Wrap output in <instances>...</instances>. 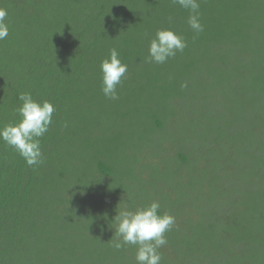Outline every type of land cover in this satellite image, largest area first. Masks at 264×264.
I'll use <instances>...</instances> for the list:
<instances>
[{"label": "trees", "instance_id": "obj_1", "mask_svg": "<svg viewBox=\"0 0 264 264\" xmlns=\"http://www.w3.org/2000/svg\"><path fill=\"white\" fill-rule=\"evenodd\" d=\"M199 3L196 34L172 0H0V126L21 92L56 108L41 165L0 141V264H136L112 221L152 201L175 217L161 264H264V0ZM165 28L187 47L146 62ZM112 48L128 66L117 101L101 92ZM194 172L210 210L183 201Z\"/></svg>", "mask_w": 264, "mask_h": 264}, {"label": "clouds", "instance_id": "obj_2", "mask_svg": "<svg viewBox=\"0 0 264 264\" xmlns=\"http://www.w3.org/2000/svg\"><path fill=\"white\" fill-rule=\"evenodd\" d=\"M172 2L189 12L187 23L193 32L199 34L204 30L200 20L199 0ZM7 16V10L0 7V41L9 36ZM186 47L187 42L171 28L158 29L149 42L146 62L164 64L178 52L182 53ZM127 67L115 48L100 62L101 92L107 99H119L117 88L122 83ZM181 87H187V84H182ZM18 101L20 104L15 111L19 120L0 126V141L13 148L27 166H39L43 163L41 138L52 126L56 108L48 100L34 99L30 92L19 93ZM116 212L112 221L115 225L114 235L110 240L112 246L116 250H121L125 245L134 246L136 264H161L159 249L167 244L165 234L174 226L175 217L168 212L162 213L158 201L135 210H130L125 205L119 211L116 209Z\"/></svg>", "mask_w": 264, "mask_h": 264}, {"label": "rangeland", "instance_id": "obj_3", "mask_svg": "<svg viewBox=\"0 0 264 264\" xmlns=\"http://www.w3.org/2000/svg\"><path fill=\"white\" fill-rule=\"evenodd\" d=\"M229 117L230 116H228L227 118H229ZM226 130L227 131H230V130H232V128H227ZM231 134H232V132H231ZM193 176H194V178H196V181H194V188H193V190H189L188 191L187 196H185L183 198V201H186L187 203L190 204V202H192V200H195L197 198V199H199V200L202 201V203H201L202 206H204L205 208H207V209L210 210V207L205 202L206 201V198H204L205 196L204 195H200L199 197H197L199 195V192H200V190H199L200 184H198V182H197V180L199 179V177H198V175H197L196 172H194ZM207 177H208V175H205L204 177H202L203 178L202 181H203L204 184H205V182L207 180L205 178H207ZM174 182H176L177 185H178V182H182L184 184V183H186V179L181 178L180 176H176V179H174ZM203 183H201V184H203ZM215 185L218 188V191H217L218 193H217L216 199H214L213 201H214V204H216V207L217 206H219V207L216 210H212L210 216H212V217H215L216 216V218H219L220 217L218 215L219 212L224 213V211H225V209L223 207H221V206H224L220 202V201L223 200V196H222L221 192H222V190L226 191L229 186H232V183L224 180V181H221V182H217ZM192 196L195 197V198L192 199ZM203 210H204V208L201 211H203ZM206 227H208V226L207 225H204V229Z\"/></svg>", "mask_w": 264, "mask_h": 264}]
</instances>
